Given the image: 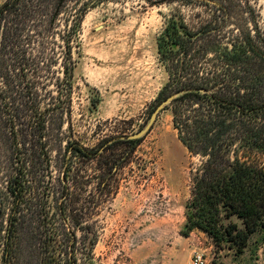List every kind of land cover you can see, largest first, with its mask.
<instances>
[{
  "label": "trees",
  "instance_id": "16d2710c",
  "mask_svg": "<svg viewBox=\"0 0 264 264\" xmlns=\"http://www.w3.org/2000/svg\"><path fill=\"white\" fill-rule=\"evenodd\" d=\"M126 1L0 4V264H96V219L144 138L75 139V70L86 15ZM142 1L173 6L156 106L176 95L173 127L199 160L183 234L242 258L264 245V18L250 0Z\"/></svg>",
  "mask_w": 264,
  "mask_h": 264
},
{
  "label": "rangeland",
  "instance_id": "374dc122",
  "mask_svg": "<svg viewBox=\"0 0 264 264\" xmlns=\"http://www.w3.org/2000/svg\"><path fill=\"white\" fill-rule=\"evenodd\" d=\"M250 1L264 18V0ZM172 10L127 0L86 15L72 120L82 144L95 146L145 128L168 79L158 38ZM198 163L179 140L172 112L164 111L121 171L118 194L96 219V264H190L195 253L206 264H264V245L235 259L198 228L183 234L192 166Z\"/></svg>",
  "mask_w": 264,
  "mask_h": 264
},
{
  "label": "water",
  "instance_id": "95a60500",
  "mask_svg": "<svg viewBox=\"0 0 264 264\" xmlns=\"http://www.w3.org/2000/svg\"><path fill=\"white\" fill-rule=\"evenodd\" d=\"M176 95H171L170 97H168L167 99H165L164 101H162L153 111L151 118L149 120V122L147 123V125L145 126V128L140 131L137 134L134 135H130V136H123L120 137L118 139H126V140H139L144 138L153 128V126L155 125V123L157 122L159 116L168 109V107L171 105V103L173 102V100L175 99ZM116 140V139H114ZM113 140V141H114ZM111 141V142H113Z\"/></svg>",
  "mask_w": 264,
  "mask_h": 264
},
{
  "label": "built area",
  "instance_id": "2783aa9c",
  "mask_svg": "<svg viewBox=\"0 0 264 264\" xmlns=\"http://www.w3.org/2000/svg\"><path fill=\"white\" fill-rule=\"evenodd\" d=\"M190 264H206L204 255L202 253H195Z\"/></svg>",
  "mask_w": 264,
  "mask_h": 264
}]
</instances>
